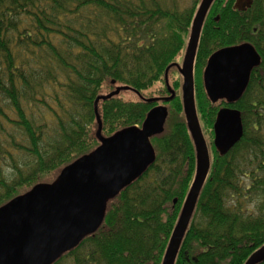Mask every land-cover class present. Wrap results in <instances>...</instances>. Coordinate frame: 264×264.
<instances>
[{
  "label": "trees",
  "instance_id": "obj_1",
  "mask_svg": "<svg viewBox=\"0 0 264 264\" xmlns=\"http://www.w3.org/2000/svg\"><path fill=\"white\" fill-rule=\"evenodd\" d=\"M200 1L0 0V206L99 145L97 96L119 85L141 96L99 100L102 135L142 123L158 103L145 93L157 85L168 94L164 70L182 56ZM234 2L212 1L196 49L195 105L210 167L174 264H243L264 244V0L246 10ZM244 41L259 66L237 101L212 103L202 81L207 58ZM173 82L164 130L151 138L155 161L108 201L101 226L53 264H161L196 165ZM225 105L240 112L243 134L221 155L212 126Z\"/></svg>",
  "mask_w": 264,
  "mask_h": 264
},
{
  "label": "water",
  "instance_id": "obj_2",
  "mask_svg": "<svg viewBox=\"0 0 264 264\" xmlns=\"http://www.w3.org/2000/svg\"><path fill=\"white\" fill-rule=\"evenodd\" d=\"M212 1L201 0L195 11L181 65L172 62L165 69L164 80L170 95L146 100L173 99L175 90L168 83V70L176 66L182 76L181 102L194 144L196 165L161 264H174L210 167L209 152L195 107L193 69L202 25ZM252 1L235 0L233 7L246 10ZM259 55L247 41L210 54L202 73L209 100L212 103L237 101L249 82L252 69L260 64ZM130 89L137 92L130 86L119 85L108 94L96 97L94 111L98 146L61 168L53 181L37 183L0 206V264H53L101 226L108 201L139 178L155 161L150 138L163 132L167 107H152L140 126L124 127L109 136L101 133L97 102ZM213 132L215 148L220 154L227 153L243 133L240 112L234 108H220ZM175 202L176 199L173 200ZM262 261L264 244L254 250L243 264Z\"/></svg>",
  "mask_w": 264,
  "mask_h": 264
},
{
  "label": "rangeland",
  "instance_id": "obj_3",
  "mask_svg": "<svg viewBox=\"0 0 264 264\" xmlns=\"http://www.w3.org/2000/svg\"><path fill=\"white\" fill-rule=\"evenodd\" d=\"M179 58H180V56H179L175 61L179 60ZM170 70L173 71V72L175 73V75H171V74H170V76H169V73H170V72H168V76H169L171 82H173L175 79L179 80V82H180V76H179V74L177 73L176 68H175V67H172ZM169 82H170V81H169ZM171 82H170V85H172ZM156 87H157V85H154L153 88H150V89L145 93V96H146V97H150V96H160V94H162V93H158V92L156 91V90H157ZM179 90H180V88H179ZM179 92H180V91H179ZM162 96H163V95H162ZM121 97H122L124 100H132V101H136V100L138 99V94H137L136 92H134V91H128V90L126 91V90H124V91H122V93H121ZM163 104H165V103H163Z\"/></svg>",
  "mask_w": 264,
  "mask_h": 264
},
{
  "label": "flooded vegetation",
  "instance_id": "obj_4",
  "mask_svg": "<svg viewBox=\"0 0 264 264\" xmlns=\"http://www.w3.org/2000/svg\"><path fill=\"white\" fill-rule=\"evenodd\" d=\"M188 38H189V36H187L186 38H185V46H184V49H183V56H184V53H185V50H186V46H187V42H188ZM183 56H181L180 58H179V60H177V61H175L176 63H178L179 65H181V63H182V59H183ZM196 57V56H195ZM173 67H175L176 68V70H177V67L176 66H173ZM204 67H205V65H204ZM204 69V68H203ZM177 73L179 74V76L182 78V76H181V74L178 72V70H177ZM202 73H203V70H202ZM171 75H175V73L173 72V71H171V73H170ZM194 80H195V73H194ZM172 84H174V82H172ZM194 87H195V81H194ZM167 95H169V92H168V94H165V95H163V96H167ZM160 102L159 103H157V105H165V104H163L162 102H161V100H159ZM155 105H152L151 107H150V109L152 108V107H154ZM222 107H227V105H225V106H222ZM221 107V108H222ZM149 109V110H150ZM148 110V111H149ZM147 111V112H148ZM167 111H168V109H167ZM146 112V113H147ZM167 117H168V114H167ZM167 117H166V120H167ZM166 120H165V123H166ZM165 123H164V126H165ZM141 125V124H140ZM139 125V126H140ZM153 137V136H152ZM151 137V138H152Z\"/></svg>",
  "mask_w": 264,
  "mask_h": 264
},
{
  "label": "bare ground",
  "instance_id": "obj_5",
  "mask_svg": "<svg viewBox=\"0 0 264 264\" xmlns=\"http://www.w3.org/2000/svg\"><path fill=\"white\" fill-rule=\"evenodd\" d=\"M204 138H205V136H204ZM205 141H206V144H207V140H206V138H205Z\"/></svg>",
  "mask_w": 264,
  "mask_h": 264
}]
</instances>
